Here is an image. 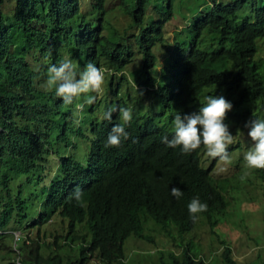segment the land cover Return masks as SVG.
Returning a JSON list of instances; mask_svg holds the SVG:
<instances>
[{
    "label": "trees",
    "instance_id": "trees-1",
    "mask_svg": "<svg viewBox=\"0 0 264 264\" xmlns=\"http://www.w3.org/2000/svg\"><path fill=\"white\" fill-rule=\"evenodd\" d=\"M115 8L130 19L124 30L109 20ZM174 17L182 25L170 39ZM66 54L104 69L93 104L65 105L44 89L47 67ZM206 95L231 101L228 128L264 118V0H0V264H124L130 236L153 240L148 223L183 238L202 215L214 231L234 199L233 173L212 175L219 158L204 167L203 145L184 154L160 139ZM123 107L129 138L106 148ZM254 172L264 181V169ZM193 196L208 206L196 220ZM51 222L60 232L41 237ZM225 246L221 263L237 264ZM168 255L161 264H207L189 243Z\"/></svg>",
    "mask_w": 264,
    "mask_h": 264
},
{
    "label": "rangeland",
    "instance_id": "rangeland-1",
    "mask_svg": "<svg viewBox=\"0 0 264 264\" xmlns=\"http://www.w3.org/2000/svg\"><path fill=\"white\" fill-rule=\"evenodd\" d=\"M109 20L119 30L126 29L130 22L129 17L118 8L112 11ZM181 21L179 17H174L166 23L169 38L182 25ZM229 131L235 135L234 143L239 141L240 145L231 150L232 144L229 145L230 161L217 159L212 175L219 177L233 173L229 179V188H232L231 184L234 187L236 185V188L229 190L230 197L234 199H231L214 231L202 215H199L194 231L187 232L183 238L173 228L165 232L159 226L148 223L145 233L153 240L130 236L124 243V264H161L162 260L170 261L168 254H180L186 243L207 264H222L220 253L225 245L230 246L237 264H264V181L256 176L255 169L247 168L243 160V154L251 143L248 131H243L239 126L229 127ZM213 159L205 152L202 157L205 164L202 165L208 167ZM60 230L61 226L51 222L43 224L39 234L43 237V232L49 234L50 231L55 233ZM12 232L16 236L25 234L19 230ZM35 234L36 228L29 231L30 236ZM221 240L227 244L221 243ZM95 263L93 261L89 264Z\"/></svg>",
    "mask_w": 264,
    "mask_h": 264
},
{
    "label": "clouds",
    "instance_id": "clouds-1",
    "mask_svg": "<svg viewBox=\"0 0 264 264\" xmlns=\"http://www.w3.org/2000/svg\"><path fill=\"white\" fill-rule=\"evenodd\" d=\"M104 83L103 68L90 61L82 67L78 66L70 54H66L59 63L47 67L43 87L46 91H53L65 105H72L74 100L81 97L85 104H93L97 95L102 92ZM203 99L204 102L198 111L183 115L176 112L172 120V134L162 135L161 142L173 149L178 147L184 154L191 153L203 145L209 157L228 162L231 159L228 148L235 142V135L229 131L224 120L226 112L230 111L233 105L223 95H206ZM82 107V104H76L77 110ZM116 111L115 107L108 108L103 113V119L111 120L113 112ZM119 113L121 122L113 124L107 133L106 148H118L129 138L126 126L133 118L132 109L123 107L119 109ZM244 127L248 129L247 135L251 141L243 154L245 166L249 169H264V118L253 116L245 121ZM170 193L179 199L183 195V190L171 187ZM72 197L80 201L79 188L72 192ZM207 207L206 202L201 201L198 196H193L187 203L189 218L196 220L197 214L206 211ZM18 236L14 234L15 239Z\"/></svg>",
    "mask_w": 264,
    "mask_h": 264
}]
</instances>
